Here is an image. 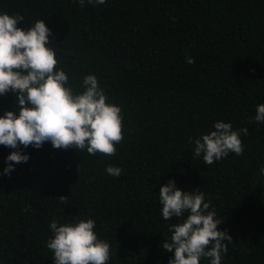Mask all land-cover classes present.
Returning <instances> with one entry per match:
<instances>
[{
  "label": "trees",
  "instance_id": "16d2710c",
  "mask_svg": "<svg viewBox=\"0 0 264 264\" xmlns=\"http://www.w3.org/2000/svg\"><path fill=\"white\" fill-rule=\"evenodd\" d=\"M3 12L20 13L24 29L45 20L57 67L77 92L85 75L97 76L122 108L124 139L114 156L21 146L29 159L10 174L14 149L0 145V264H53L50 222L89 217L111 244L108 264H168L162 241L180 222L161 215L170 179L211 201L233 240L221 264H264V123L254 121L264 103V0H0ZM16 100L0 96V115ZM217 120L248 129L244 152L205 165L194 140Z\"/></svg>",
  "mask_w": 264,
  "mask_h": 264
},
{
  "label": "clouds",
  "instance_id": "9594fccd",
  "mask_svg": "<svg viewBox=\"0 0 264 264\" xmlns=\"http://www.w3.org/2000/svg\"><path fill=\"white\" fill-rule=\"evenodd\" d=\"M78 3L95 6L106 0ZM23 20L20 13H0V96L11 92L17 97L15 110L0 115V145L14 149L6 157L4 174L14 170V163L29 159L21 146L38 149L50 142L56 149L116 155V145L124 139L121 106L109 102L94 74L83 77V91L74 90L68 74L57 67L60 61L50 46L52 30L45 20H36L27 29L18 27ZM185 62L194 64L195 60L186 56ZM254 121L264 123V103L257 105ZM241 133L246 136L248 129H234L230 122L217 120L213 130L194 140L193 157L202 156L205 165H212L230 153L240 156L245 147ZM106 172L118 177L122 169L108 165ZM60 200L65 203L66 196ZM159 202L165 220H180L169 225L170 237L162 241V249L173 254L168 264H200L204 258L210 264H221L222 254H227V244L233 240L227 230L218 229L223 221L210 210L211 201L205 200V193L182 190L170 179L160 187ZM49 228L53 235L46 247L53 252V264H108L111 244L95 232L93 218L68 223L52 220Z\"/></svg>",
  "mask_w": 264,
  "mask_h": 264
}]
</instances>
